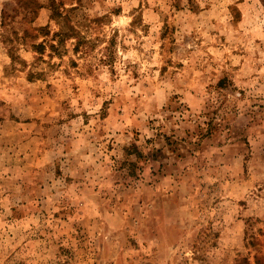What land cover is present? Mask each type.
I'll use <instances>...</instances> for the list:
<instances>
[{
	"label": "rangeland",
	"instance_id": "1",
	"mask_svg": "<svg viewBox=\"0 0 264 264\" xmlns=\"http://www.w3.org/2000/svg\"><path fill=\"white\" fill-rule=\"evenodd\" d=\"M63 6L64 0H0V63L13 64L0 75V152H18L28 162L23 182L0 175V264H264V94L258 91L264 79L256 80L257 72L237 79L252 66L243 44L231 53L240 63L220 81L213 119L198 139L166 138L101 183L74 184L55 162L45 163L65 126L60 97L70 85L61 79L62 61L66 41L77 35L71 23L77 9L65 19ZM180 28L172 23L171 31ZM221 39L227 45L228 37ZM22 49L39 54L33 68L47 55L48 70L17 72ZM174 50L184 52L181 45ZM87 52V42L78 40L71 54L79 59L70 67H80ZM5 89L27 103H8ZM32 219L41 225L24 241L32 243L12 247L13 232L5 229L23 233Z\"/></svg>",
	"mask_w": 264,
	"mask_h": 264
},
{
	"label": "clouds",
	"instance_id": "2",
	"mask_svg": "<svg viewBox=\"0 0 264 264\" xmlns=\"http://www.w3.org/2000/svg\"><path fill=\"white\" fill-rule=\"evenodd\" d=\"M80 2L64 0L61 9L64 13L77 9L71 22L77 35L66 41L69 55L62 61L67 75L61 79L70 85L60 97L66 101L60 113L65 126L45 161L59 165L74 184L77 179L99 184L121 164L139 163L138 154L148 156L166 138L198 139L213 119L220 81L240 63L231 53L241 44L252 66L241 68L237 79L252 72L258 73L256 80L264 79V0H83L79 8ZM172 23H179L180 30L173 33ZM186 36L191 37L188 43ZM225 36L227 45L221 39ZM257 38L260 43L254 44ZM80 39L87 42L88 52L79 60L80 67L72 69L69 61L79 59L72 56V48ZM48 40L57 43L51 36ZM175 45L184 52L174 50ZM18 55L17 72L48 70L47 55L37 68L32 61L38 53L25 54L22 49ZM12 67L6 59L0 63V75ZM258 91L264 94V86ZM4 98L8 103L25 100L9 89ZM27 166L18 152L11 156L0 152V175L8 180L23 182L20 173ZM21 227L23 233L11 226L5 231L13 232L12 247L28 248L32 241H24L41 225L32 219Z\"/></svg>",
	"mask_w": 264,
	"mask_h": 264
},
{
	"label": "trees",
	"instance_id": "3",
	"mask_svg": "<svg viewBox=\"0 0 264 264\" xmlns=\"http://www.w3.org/2000/svg\"><path fill=\"white\" fill-rule=\"evenodd\" d=\"M57 13L59 14V16L61 15V12L58 11ZM57 13H55V14H57ZM58 14H57V15H58ZM66 15H67L66 13L63 15V16L65 17V19L69 18V17H67ZM70 31H71V32H68L67 34H65V36H66V35H69V36L72 35L73 32H74V29L71 28Z\"/></svg>",
	"mask_w": 264,
	"mask_h": 264
}]
</instances>
